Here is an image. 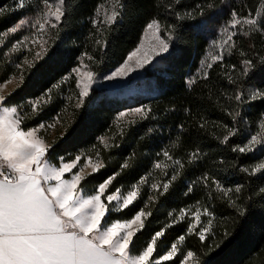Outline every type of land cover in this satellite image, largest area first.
Here are the masks:
<instances>
[{
	"label": "snow or ice",
	"instance_id": "1",
	"mask_svg": "<svg viewBox=\"0 0 264 264\" xmlns=\"http://www.w3.org/2000/svg\"><path fill=\"white\" fill-rule=\"evenodd\" d=\"M152 6L157 12L146 22L138 46L106 73L103 80H124L152 64L157 57L171 55L178 51L184 28L198 31L206 25V18L226 12V19L210 40L199 68L186 78L185 84L189 91L197 84L208 88V99L215 95V104L229 118L230 122L224 123L210 122L204 116L196 120L192 116L198 131H207L209 123L222 130L220 135L215 132L211 135L237 154L229 165L242 174L243 183L226 186L217 174L204 171L186 185L183 195L190 196L202 185L207 190L208 200H221L235 210V216L230 218L231 226H225L217 234L213 229L215 215L207 203L197 200L192 205L172 209L168 221L137 248L136 242L141 239L160 198L182 177L186 165H195L205 158L206 154L199 147L186 153V160L175 157L170 149L180 147V135L157 152L151 168L127 188L114 182L133 167L135 150L123 159L118 170L91 188L86 186L88 177L106 167L101 149L119 147L117 136L123 139L131 126L155 119L150 104L120 111L113 121L116 132L111 136L101 135L90 149L61 155L55 161L50 157V149L56 141L49 143L46 137L58 126L62 129L58 139L67 134L70 125L62 114L68 112V104L50 120L25 126L26 120L36 119L45 112L53 103L54 94L61 93L62 85L69 81H75V89L65 99L75 110L84 106L97 83L94 67L102 62L108 35L123 20L127 10L134 7L133 0H99L87 18L91 25L87 39L92 42L94 51L85 48L70 72L22 103H13L9 97L25 86L33 69L48 56L64 30L73 5L71 0H13L10 5L0 6V17L24 12L10 27L0 31V46L6 48L0 52V68H11L0 80V264H202L201 255L227 246L250 228L244 219L247 207L241 193L253 178H264V111L255 121L248 118L246 111L254 102L264 101V88L248 86L254 72L264 69V0H256L253 5L246 0L238 3L198 0L189 8L183 7V0H152ZM161 8L163 13L159 11ZM17 33H21L19 38L8 46L9 37ZM257 35L259 48L251 39ZM240 37L249 38L248 50L241 46ZM96 51L101 54L100 59L94 54ZM231 57L239 59L228 63L226 58ZM214 67L219 69L217 76L222 77L231 90L221 88L212 92L210 82ZM10 86L12 90L8 91ZM222 98L225 103H221ZM184 111L192 115L189 108ZM177 127L181 133L186 131L183 123ZM153 131L149 127L145 135ZM238 136L243 137V142L232 143V138ZM250 154L254 162L239 164V156ZM218 163L223 165L225 161ZM145 188L146 199L143 198ZM254 194L264 198V181ZM138 201L143 206L136 210L134 206ZM202 217L207 219L202 220ZM182 222L187 225L186 232L166 250L159 251L158 242L167 229ZM188 236L197 237L205 251L198 254L187 248ZM210 237L211 243L206 244Z\"/></svg>",
	"mask_w": 264,
	"mask_h": 264
},
{
	"label": "trees",
	"instance_id": "2",
	"mask_svg": "<svg viewBox=\"0 0 264 264\" xmlns=\"http://www.w3.org/2000/svg\"><path fill=\"white\" fill-rule=\"evenodd\" d=\"M98 2L99 0H71L73 5L71 15L67 18L59 39L53 45L48 56L33 69L32 74L25 81V86L9 97L13 103H22L30 97L39 95L46 87L51 86L61 76L70 72L71 68L77 64L76 58L85 48L90 52L94 51L92 42L87 39L91 27L87 18L91 16ZM197 2L198 0H183V7H192ZM234 2L238 3L239 0H234ZM246 2L253 5L256 0H246ZM12 3L13 0H0V6ZM133 3L134 7L129 8L123 20L110 31L102 62L98 67H94L97 74L107 72L123 62L128 53L139 44L148 19L157 12V9L152 6V0H133ZM159 11L163 13L162 8ZM23 14V11H17L14 14L0 17V31L10 27ZM225 19L226 12L212 16L210 19L206 18V25L198 31H194L190 27L184 28L178 42V51L171 55L165 54V57H158L147 67L143 76L135 78L130 84L139 90L129 94L128 86L115 90L93 87L84 106L75 110L72 104L65 99L70 91L75 89V81L72 80L68 84L62 85L61 93L54 94L53 103L41 116L25 121V126L32 127L40 121L50 120L60 112L65 104H68V112L62 114L70 125L67 134L63 139H58L62 132L60 128L50 141V143L56 141L53 148L50 149V157L55 161L61 155L67 156L68 153L75 154L90 149L93 144L97 143V137L101 135L111 136L116 132L113 121L120 111L145 104L151 105L154 120H145L131 126L123 139L117 136L116 142L119 147H113L108 151L101 149L106 160V167L100 173L88 177V180L85 181L88 188L118 170L123 159L135 150L136 159L133 167L114 182L117 185L122 183L127 188L151 168L152 162L157 159L156 153L168 146L170 141L176 139L177 135L181 136L180 147L170 149L175 157L186 160V153L197 147L206 154L205 158L195 165H186L182 177L175 182L168 194L160 198L153 215L146 222L141 239L136 242L137 248L143 245L149 234L159 230L168 221V213L172 209L178 210L192 205L197 200L207 203L215 215L213 229L217 234L221 233L225 226L230 227V218L235 216V210L221 200H208L207 190L202 185H198L190 196L183 195L186 185L204 171L217 174L226 186L234 187L238 183H243L242 174L229 165V162L236 158L237 154L221 145L211 135L213 132L220 135L222 130L213 127L211 123L207 126V131L197 130L196 120L200 116L206 117L210 122L222 121L224 123H229V118L215 104V95L211 100L208 99V88H202L201 84H197L192 91H189L185 84L186 78L193 75L199 68L200 60L206 54L210 40L214 38L219 25ZM185 23L191 24L192 22ZM16 38H19V33L9 37V41L6 42L8 46ZM251 39L259 48V36H254ZM239 40L241 46L248 50L249 38L240 37ZM4 50L6 48L0 46V52ZM94 54L97 59L101 58L98 51ZM16 58L13 57V59ZM238 59V57H231L226 58V61L235 63ZM9 71H11L10 67L7 70L0 68V80L5 78ZM218 71L219 69L216 67L211 71L210 87L212 92L216 93L221 88L231 90V86L222 77L217 76ZM248 86L264 88V69L258 68L254 72ZM221 103H225L223 98ZM185 108L191 110V116L185 113ZM26 110L30 111V109ZM262 111H264V101H256L246 111V115L251 121H255ZM192 116H195L196 120H193ZM181 123L185 125L186 129L183 133L179 132L177 127ZM149 127L154 131L145 135ZM110 128L112 132H109ZM141 136H144V139H141ZM231 142L242 143L243 137H234ZM97 147L100 148L99 145ZM220 160H224L225 164H219ZM252 162H254V158L251 154L239 156L241 165ZM262 181L264 178H253L241 193L247 207L244 219L250 228L228 243L227 246L222 245L210 253L201 255L202 264H264V198L254 194ZM144 192L143 198L146 199V188ZM139 206H143L140 201L134 208L138 210ZM127 212L128 210H126ZM128 214L130 215V213ZM186 227V223L182 222L167 229L165 236L158 242V250L161 252L166 250L171 242L186 232ZM205 243H211V237ZM185 246L198 251V254L205 251L195 236H188ZM169 264H175V262H169Z\"/></svg>",
	"mask_w": 264,
	"mask_h": 264
},
{
	"label": "rangeland",
	"instance_id": "3",
	"mask_svg": "<svg viewBox=\"0 0 264 264\" xmlns=\"http://www.w3.org/2000/svg\"><path fill=\"white\" fill-rule=\"evenodd\" d=\"M21 33H19V36H20ZM138 46V45H137ZM134 50V49H133ZM158 58V57H157ZM156 58V59H157ZM155 61V60H154ZM153 61V62H154ZM151 64L147 65L144 69H140L138 70L137 72H133L129 77H127L126 79L124 80H121V81H105L103 80V76L108 73L109 71L107 72H103V73H99L97 74V83L93 85V87H97V88H106V89H109V90H115V89H119V88H125L126 86H128V89L129 90V94L130 93H133L134 91L136 90H139L136 88V86L134 85H130L132 84V82L134 81L135 78H138V77H141L144 75L145 73V70L147 69V67H149ZM130 85V86H129ZM12 90V86L9 87L8 91H11ZM127 110V109H126ZM60 129V127L58 126L55 130H50L49 133H48V137H46L47 141L50 143L51 139H53V137L55 136L56 132ZM202 220H206L207 217H202L201 218Z\"/></svg>",
	"mask_w": 264,
	"mask_h": 264
}]
</instances>
